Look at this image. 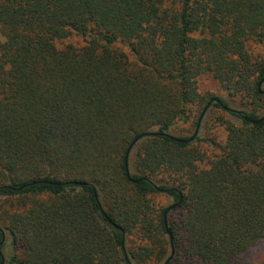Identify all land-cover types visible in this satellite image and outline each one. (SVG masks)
Segmentation results:
<instances>
[{
	"label": "trees",
	"instance_id": "1",
	"mask_svg": "<svg viewBox=\"0 0 264 264\" xmlns=\"http://www.w3.org/2000/svg\"><path fill=\"white\" fill-rule=\"evenodd\" d=\"M0 35V262L256 264L264 120L220 97L240 123L209 158L169 131L204 75L260 117L264 0H0Z\"/></svg>",
	"mask_w": 264,
	"mask_h": 264
},
{
	"label": "rangeland",
	"instance_id": "2",
	"mask_svg": "<svg viewBox=\"0 0 264 264\" xmlns=\"http://www.w3.org/2000/svg\"><path fill=\"white\" fill-rule=\"evenodd\" d=\"M0 39L3 37L0 35ZM73 41H80V38H73ZM82 44V43H81ZM247 48L249 49L250 53L253 55L254 58H260L264 56V45L254 39H250L247 41ZM199 87L203 93H209L213 95V97H222L228 101V104L233 109H240L249 111L250 105L252 103L251 98L246 97L245 95H234L230 94L229 90L224 88L216 79H214L211 75H204L199 79ZM264 89V83L262 86ZM214 101L210 107L207 109L199 128V135L202 137H207V139H213L215 144L211 143L210 141L204 142L202 144V148L206 153L207 158L211 157V154L215 151V148L222 147L225 144L227 131L225 130L224 126L222 125L221 118L228 117L229 119L234 120L237 123H240V120L236 117L228 113L227 111L217 107ZM196 109V108H195ZM193 109L194 111L190 114L189 122L180 121L178 122L169 133L177 135V136H190L192 135L195 130L198 120V111ZM259 115L264 114V108L261 109ZM131 158L133 161L134 158V151L131 153ZM207 160H204L203 165L207 164ZM156 200H160L164 205H170L172 203V199L166 197L165 195L156 196ZM10 247H6L3 250L4 257L9 255ZM175 251V247H174ZM249 256L256 261V264H264V241L259 242L258 244L254 245L250 252Z\"/></svg>",
	"mask_w": 264,
	"mask_h": 264
},
{
	"label": "water",
	"instance_id": "3",
	"mask_svg": "<svg viewBox=\"0 0 264 264\" xmlns=\"http://www.w3.org/2000/svg\"><path fill=\"white\" fill-rule=\"evenodd\" d=\"M263 83H264V78L261 80L260 85L263 84ZM260 91L263 92L264 89L260 88ZM214 101L220 103V102H221V99H220V97H215V98H214ZM208 106H209V105H208ZM208 106H207V107H208ZM228 109L233 110L234 112H236V113H238V114H242L245 120H247L248 122L253 123V124H259L260 122H262V121L264 120V114L261 115V116L258 117V118H253V117L249 116L248 114H246L245 110L233 109V108H229V107H228ZM206 110H207V108H206V109L203 111V113L201 114V117H200V119H199V123H198L197 128H196V131H195L196 134L199 132V128H200V125H201V121H202V119H203V117H204V115H205V113H206ZM144 135H146V134H142L141 136L135 138V139L133 140L132 144L130 145L129 149H128L127 159H126V166H127V170H128V171H129V168H130V166H129V154H130V152H131V150H132V147H133V145H134L135 143H137V142L140 140V138L143 137ZM176 206H177V203H173V204H171V205L165 210V217L167 216V213L169 212V210L175 208ZM5 239H6V236L4 235V237H3V241H5ZM173 253H174V250H173ZM0 264H5V257H4V256H2V260H1Z\"/></svg>",
	"mask_w": 264,
	"mask_h": 264
}]
</instances>
